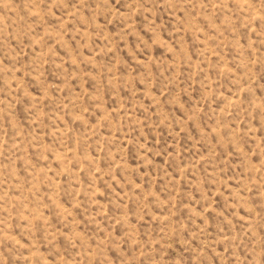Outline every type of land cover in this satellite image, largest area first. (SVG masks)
Returning a JSON list of instances; mask_svg holds the SVG:
<instances>
[{"label":"rangeland","instance_id":"obj_1","mask_svg":"<svg viewBox=\"0 0 264 264\" xmlns=\"http://www.w3.org/2000/svg\"><path fill=\"white\" fill-rule=\"evenodd\" d=\"M0 264H264V0H0Z\"/></svg>","mask_w":264,"mask_h":264}]
</instances>
